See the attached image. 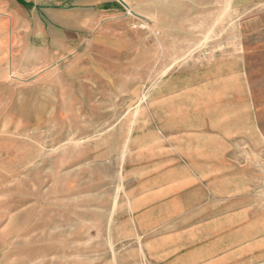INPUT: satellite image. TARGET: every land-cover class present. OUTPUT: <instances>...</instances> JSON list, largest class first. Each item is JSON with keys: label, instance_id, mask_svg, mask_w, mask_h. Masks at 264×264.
I'll return each mask as SVG.
<instances>
[{"label": "rangeland", "instance_id": "1", "mask_svg": "<svg viewBox=\"0 0 264 264\" xmlns=\"http://www.w3.org/2000/svg\"><path fill=\"white\" fill-rule=\"evenodd\" d=\"M92 1L95 28L48 54L0 10V264H153L122 189L120 113L220 58L245 61L264 97V0Z\"/></svg>", "mask_w": 264, "mask_h": 264}, {"label": "crops", "instance_id": "2", "mask_svg": "<svg viewBox=\"0 0 264 264\" xmlns=\"http://www.w3.org/2000/svg\"><path fill=\"white\" fill-rule=\"evenodd\" d=\"M63 1L0 0V10L28 17L36 50L58 53L92 31L97 17L95 1ZM153 85L145 107L120 113L121 121L131 117L122 189L134 229L150 239L152 263L264 262V192L256 183L264 97L247 64L220 58Z\"/></svg>", "mask_w": 264, "mask_h": 264}, {"label": "built area", "instance_id": "3", "mask_svg": "<svg viewBox=\"0 0 264 264\" xmlns=\"http://www.w3.org/2000/svg\"><path fill=\"white\" fill-rule=\"evenodd\" d=\"M259 264H264V262H261V263H259Z\"/></svg>", "mask_w": 264, "mask_h": 264}]
</instances>
